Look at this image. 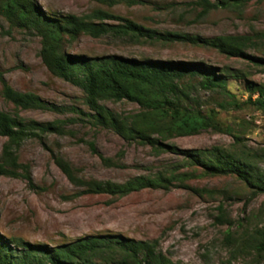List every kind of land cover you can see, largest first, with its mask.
Here are the masks:
<instances>
[{"label": "rangeland", "instance_id": "1", "mask_svg": "<svg viewBox=\"0 0 264 264\" xmlns=\"http://www.w3.org/2000/svg\"><path fill=\"white\" fill-rule=\"evenodd\" d=\"M47 14L90 16L95 11L111 13L141 26L145 36L107 34L95 38L81 34L65 39L68 54L88 57L121 56L144 61L201 63L226 75V88L207 90L201 77L186 76L180 82L184 105L202 116L215 115L220 127H197L154 134L163 144L180 150L221 147L264 157V113L249 103L248 84L264 86V67L245 58L229 57L217 49L191 40L177 41L171 35L209 38L226 34L264 31V0H250L243 7L215 8L204 12L201 0H33ZM221 0H209L216 4ZM110 24L123 21L107 20ZM148 35H151L148 36ZM168 36H171L170 39ZM172 39V40H171ZM42 38L34 30L14 26L0 12V73L15 90L34 92L44 100L69 107L63 113L21 110L28 120L68 123L65 135L49 134L29 139L17 150L28 164L32 184L24 178L0 176V235L7 241L20 238L32 245L49 247L81 237L119 234L137 240H157L158 248L183 264H224L233 251L226 239L231 231L250 233L264 226V194H256L233 174L205 175L182 153H156L149 144L126 140L114 129L94 124L86 93L53 75L42 57ZM248 55L262 57L253 50ZM257 94L253 96V100ZM120 118L132 120L144 109L129 100H104ZM0 109L14 112L2 94ZM235 136L242 139L236 140ZM6 138L0 136V154ZM90 143H94L93 151ZM68 161L85 178L124 183L139 176L186 174L184 182L168 188H145L122 197L81 194L57 166L56 157ZM112 159L107 164L104 159ZM264 171V160L257 159ZM222 206L233 221L220 224ZM242 224V227H238ZM240 257L234 263L252 262ZM256 264V263H254Z\"/></svg>", "mask_w": 264, "mask_h": 264}, {"label": "trees", "instance_id": "2", "mask_svg": "<svg viewBox=\"0 0 264 264\" xmlns=\"http://www.w3.org/2000/svg\"><path fill=\"white\" fill-rule=\"evenodd\" d=\"M250 0H221L211 4L201 0L204 12L211 8L243 7ZM0 12L14 26L34 30L42 38V57L48 70L86 93L94 124L114 129L126 140H139L149 144L156 151L182 153L194 166H201L205 175L233 174L255 190L264 194V171L257 159L264 160L246 151L228 150L221 147L209 149L180 150L173 145L163 144L154 134L171 133L177 130L196 131L197 127L220 129L213 121L215 115L202 116L185 107L178 91L179 82L186 76H200L201 87L207 90L226 88V75L201 63H182L171 61H144L121 56L88 57L68 54L65 51V38L74 40L81 34L100 38L107 34L116 36H145L144 29L136 23L120 19L104 11H95L90 16L68 14L57 17L47 14L34 4L33 0H0ZM119 24L107 23L115 19ZM151 37V35H148ZM172 36V37H171ZM174 40H191L197 44L217 49L229 57L245 58L255 65L264 67V31L254 34H226L209 38H188L171 35ZM171 39V40H172ZM253 50L262 57L248 55ZM2 94L11 102L14 112L0 109V136L6 138L0 154V176L24 178L32 184L30 167L21 163L17 150L29 139L44 135H65L66 125L74 122L72 118L38 122L25 119L21 110L40 109L63 113L69 107L60 106L44 100L34 92H22L9 85L0 73ZM249 103L264 113V86L248 84ZM257 97L253 100V96ZM104 100H129L138 103L144 111L128 121L120 118L114 111L102 104ZM173 133V132H172ZM237 141L242 138L235 136ZM93 151L94 143H90ZM107 164H114L105 158ZM57 166L69 181L80 188L81 194H107L122 197L145 188L168 189L174 181L184 182L186 174H159L155 177L139 176L124 183L111 180L85 178L77 173L72 165L62 157H56ZM218 222L230 220L222 206L219 207ZM239 224L238 227H242ZM230 230V229H229ZM226 239L233 246L230 258L224 264H264V226L250 233H239L238 237L229 231ZM251 257L254 261L236 263L240 257ZM234 261H236L234 263ZM0 264H183L173 261L159 248L157 240H137L119 234L94 235L74 241L46 246L32 245L20 238L7 241L0 235Z\"/></svg>", "mask_w": 264, "mask_h": 264}]
</instances>
